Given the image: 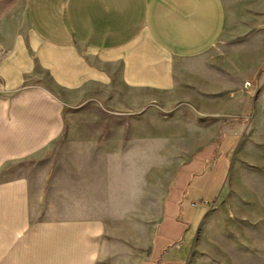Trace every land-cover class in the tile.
Here are the masks:
<instances>
[{"label":"crops","instance_id":"0c3cea01","mask_svg":"<svg viewBox=\"0 0 264 264\" xmlns=\"http://www.w3.org/2000/svg\"><path fill=\"white\" fill-rule=\"evenodd\" d=\"M18 11L0 15V174L40 160L52 144L70 150L64 169L58 161L49 209L51 188L33 187L28 175L0 180V264H104L111 229L127 227L136 210L125 182L143 179L142 148L158 154L159 131L144 138L135 125L130 140L74 138V129L91 126L66 125L64 107L97 100L120 111L155 103L221 114L237 91L239 38L244 50L260 54L249 66L264 62V45L256 44L264 40V0H24ZM231 133L223 136L222 125L187 131L190 157L171 176L176 182L139 264H185L196 234L214 264H264V227L261 241L242 238L238 229L250 222L233 219V211L223 220L206 219L211 207L197 218L190 212L195 198L221 199L222 147L232 146Z\"/></svg>","mask_w":264,"mask_h":264},{"label":"rangeland","instance_id":"374dc122","mask_svg":"<svg viewBox=\"0 0 264 264\" xmlns=\"http://www.w3.org/2000/svg\"><path fill=\"white\" fill-rule=\"evenodd\" d=\"M23 2L24 0H0V15L14 9L18 14ZM243 40L244 38H239V50L236 55L239 67L233 70L232 76L234 82L236 80L234 75H237V91L232 92L234 97L232 100H223L221 114H200L184 105L166 110L155 103L136 111H120L122 106L106 107L97 100H86L74 107H64L66 125L91 126V131L88 132L84 128H79L78 131L74 129L71 132L74 138H77V135H88L130 140L135 137V125L142 127L144 138L150 136L151 129L159 131L160 136L158 135L159 138L156 139L158 154H154V148H142L140 175L143 179L125 182L128 196L134 197L136 210L128 212L127 227L111 229V249L105 256L104 264H139L141 260L148 258L164 200L171 185L176 182L171 176L175 175L178 168L190 157L188 155L190 149L185 145V134L189 129L203 131L222 125L223 136L227 132L234 135L232 146L226 147L225 143L226 145L222 147V158L226 162V176L223 182L225 191L219 201L214 203L207 201L204 205L211 207L206 219H227L231 217L233 211V219L238 221L246 219L250 222L247 228L238 229L239 236L243 238L247 234L249 237L253 235L255 240L261 241L264 227V62L255 67L248 65L251 56L255 59L260 54L244 50ZM256 44L262 47L264 40L256 37ZM226 79L224 73L223 80ZM247 83L250 85L249 88ZM117 126H125V131H122V128L119 131L115 128ZM176 130L179 134L175 136ZM69 150L64 142L52 144L37 158L40 159L38 161L28 160L10 164L0 174V180L28 175L33 187L51 188L46 194V209H49L54 200L56 186L54 174L58 161L60 168L64 169L65 164L62 160ZM114 150L118 149H111L112 152ZM126 150L129 153L135 149ZM75 158L77 169L79 160L77 156ZM155 170L157 172H154ZM150 175H155V178H145ZM112 183L115 184L113 181ZM194 200L199 203L203 199L198 197ZM225 204L228 211H220ZM204 206L190 208V212L197 218L206 209ZM174 254L179 258L186 256V253L179 250H174ZM205 256L201 252L199 235L196 234L185 264H214L215 260L206 259Z\"/></svg>","mask_w":264,"mask_h":264},{"label":"built area","instance_id":"2783aa9c","mask_svg":"<svg viewBox=\"0 0 264 264\" xmlns=\"http://www.w3.org/2000/svg\"><path fill=\"white\" fill-rule=\"evenodd\" d=\"M205 204H207V202L201 201V202H199V203H196V202H195V203H192V206H193V207H197V206H200V205H201V206H204Z\"/></svg>","mask_w":264,"mask_h":264},{"label":"water","instance_id":"95a60500","mask_svg":"<svg viewBox=\"0 0 264 264\" xmlns=\"http://www.w3.org/2000/svg\"><path fill=\"white\" fill-rule=\"evenodd\" d=\"M249 86H250V85L247 83V87H248V88H249Z\"/></svg>","mask_w":264,"mask_h":264}]
</instances>
